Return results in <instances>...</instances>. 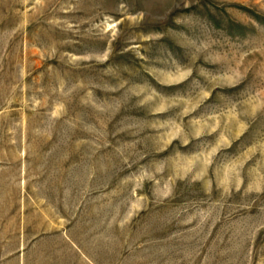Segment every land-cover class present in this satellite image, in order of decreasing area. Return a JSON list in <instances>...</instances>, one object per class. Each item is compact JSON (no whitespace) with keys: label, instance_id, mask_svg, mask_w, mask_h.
I'll list each match as a JSON object with an SVG mask.
<instances>
[{"label":"rangeland","instance_id":"obj_1","mask_svg":"<svg viewBox=\"0 0 264 264\" xmlns=\"http://www.w3.org/2000/svg\"><path fill=\"white\" fill-rule=\"evenodd\" d=\"M0 264H264V0H0Z\"/></svg>","mask_w":264,"mask_h":264}]
</instances>
